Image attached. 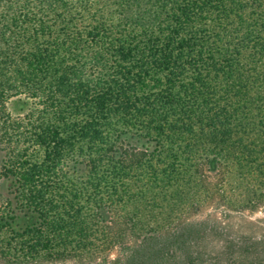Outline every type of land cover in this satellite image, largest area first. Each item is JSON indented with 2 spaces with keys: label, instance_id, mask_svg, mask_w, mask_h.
<instances>
[{
  "label": "trees",
  "instance_id": "trees-1",
  "mask_svg": "<svg viewBox=\"0 0 264 264\" xmlns=\"http://www.w3.org/2000/svg\"><path fill=\"white\" fill-rule=\"evenodd\" d=\"M19 96L37 116L14 150ZM71 129L65 167L87 172L61 171L51 216L28 170ZM0 146V264H196L191 212L264 198V0H0Z\"/></svg>",
  "mask_w": 264,
  "mask_h": 264
},
{
  "label": "rangeland",
  "instance_id": "rangeland-1",
  "mask_svg": "<svg viewBox=\"0 0 264 264\" xmlns=\"http://www.w3.org/2000/svg\"><path fill=\"white\" fill-rule=\"evenodd\" d=\"M34 100L28 99L25 96L13 98L8 104V111L12 115L14 121L23 119L21 127L14 133V150L16 148H23L29 140V124L30 121L36 118V105ZM27 115H30L27 117ZM84 116L79 120L83 121ZM25 118V120H24ZM73 117L70 116V122ZM29 131V132H28ZM79 132V131H78ZM22 134V135H20ZM63 138L66 139L65 146L58 148L53 143L44 151L38 154L37 163L30 165L28 170L31 174V186L38 192L39 199L46 201V208L50 205V199H55L57 209H49L51 216L57 212H62V207L67 204V200L74 199V187L70 191L60 189L63 185L61 182L62 170L66 174L64 182L75 181L79 182L86 175L87 169L85 166L79 165L78 171H74L66 166V159L68 156V146L74 145L78 142L77 138L80 136L77 132L71 129L70 132H63ZM77 140V141H76ZM61 152L63 161L56 160V151ZM6 152L0 146V168L3 165ZM59 156V157H60ZM16 162H14L15 166ZM18 166V165H16ZM212 180L214 178L212 177ZM214 182V181H213ZM59 184H62L61 186ZM70 182L66 185L70 186ZM73 184V183H72ZM246 186V184L244 183ZM233 188L236 186L232 185ZM244 186V187H245ZM249 188V187H248ZM245 187L238 189L237 193H230V187H222V192H214L207 200L201 209L191 212L187 219L192 221L205 222L207 235L204 241L200 242L199 248L193 253V259L196 264H248L254 261H264V198H253L252 193ZM60 189V190H58ZM58 193V194H57ZM220 193V194H219ZM4 196H6L4 194ZM43 197V198H42ZM225 197V198H224ZM232 198L231 204L228 205L225 199ZM38 199V200H39ZM249 199L254 201L255 209H239L240 204L247 207ZM41 201V202H45ZM230 204V203H229ZM234 204H237L236 206ZM233 206V207H230ZM254 206V205H252ZM239 207V208H236ZM49 208V207H48ZM121 254L120 247L110 249L97 261L92 264H111L113 260L118 258ZM62 264H90L79 263L77 260H72Z\"/></svg>",
  "mask_w": 264,
  "mask_h": 264
}]
</instances>
